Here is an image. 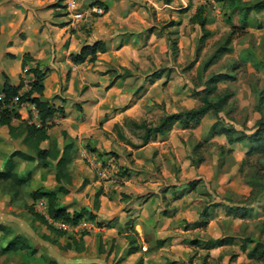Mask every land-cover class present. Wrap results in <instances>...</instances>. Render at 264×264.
I'll return each instance as SVG.
<instances>
[{"label":"rangeland","instance_id":"obj_1","mask_svg":"<svg viewBox=\"0 0 264 264\" xmlns=\"http://www.w3.org/2000/svg\"><path fill=\"white\" fill-rule=\"evenodd\" d=\"M116 1L129 4L130 13H136L130 20L131 31L136 37L119 55L121 66L115 70L110 67L111 73L120 76L123 83L109 95V106L105 111L108 116L99 128L104 155H108L110 160L104 165L109 170L106 173L116 172L115 176L121 179L127 162L134 163V158L158 153L160 149L156 147L139 151L143 131L133 124L145 123L152 128L165 115L197 109L200 102L196 93L201 92L213 76L232 78L218 83L216 93L211 97L215 102L224 95L231 96L219 116L225 125L250 136L257 122H264V12L251 13L247 28L242 29L238 6L228 9L226 4L215 0H172L170 5L159 0ZM258 1L242 0L248 6ZM202 21L206 23L204 32L200 28ZM84 33L90 31L84 30ZM204 34L208 37L203 38ZM219 48L224 49V53L211 62ZM91 69L89 66L83 68L78 75L86 80L91 77ZM89 88L78 83L77 91L83 93ZM25 111L28 109H16L20 118L25 116ZM76 112L80 113L78 109ZM78 118L81 120L83 116ZM214 123V116L209 114L195 129L182 131L179 125H174L171 130L170 134L177 138L178 148L173 149L170 145L167 149L173 157L170 165L175 169V175L180 177L177 192L183 193L180 204L185 217L181 219L179 238L186 237L183 242L188 247L177 249L176 245L171 246L168 242L163 246L165 249L160 250L159 245L151 248L145 242L147 250L141 254L146 260L143 259L142 264H264L248 260L240 249L243 241H254L247 245L249 251L257 243L264 246V155L252 152L255 146L247 141L232 150L220 138H210L209 130ZM104 126L108 131H103ZM2 143L3 148L6 147L4 152L8 153L11 146L4 141ZM228 177L235 183L231 192L223 191V179ZM5 189L1 186L0 193ZM242 190L247 193L243 194ZM222 198L231 206H243L249 216L242 221L232 217L224 220L220 216L223 211L209 207L208 214L211 212L213 216L208 223L205 226L200 221L192 224L196 218L200 219L198 215L205 205ZM201 199L203 201L199 202ZM19 206L14 202L0 211V226L7 228L5 234L0 232V252L12 235L30 232L32 240L45 243L44 247L52 250L47 252V260H54L49 256L58 262L67 259L61 251L67 237L57 236ZM194 225H200V229H195ZM134 232L138 236L135 229ZM45 235L56 244L42 240ZM91 235L80 230L77 240ZM226 236L236 239V243L212 251H204L200 245L191 244L193 240L214 241V237ZM172 239L170 237L169 241ZM106 245L101 244L105 263L110 256L107 253L109 245ZM112 248H116V244ZM18 256L0 254V264H19ZM114 261L111 264H115Z\"/></svg>","mask_w":264,"mask_h":264},{"label":"crops","instance_id":"obj_2","mask_svg":"<svg viewBox=\"0 0 264 264\" xmlns=\"http://www.w3.org/2000/svg\"><path fill=\"white\" fill-rule=\"evenodd\" d=\"M95 1L107 8L105 15L93 19L90 24H81L73 29L63 0H0V91L7 80L12 87L21 86L19 93L23 95L26 93L23 91L24 86L27 83L32 85L34 82L33 74L31 72L26 74V72L35 68L47 71L44 79V93L40 101L48 103L54 110H62L64 116L47 130L49 141L39 144L36 140L29 139L27 135L12 139L8 128L0 127V151H2L0 152V172L4 171L13 153L19 152L34 159L32 162L22 158L13 159L17 174L20 177L31 174V180L26 186L12 189L6 187L1 191L0 211L4 207H10L14 202L20 205L19 209L28 210V207L34 203L31 195L36 191L56 193L63 187L68 193L57 196L56 203L59 208L65 209L69 214H78L85 210L88 215L94 216L92 222L81 221L88 223V228L83 230L88 231L92 234L91 236H84L77 240L79 231L82 229L69 231L64 235L67 240L61 249L66 244H70L71 249L61 250L62 253L64 252L63 256L67 257L61 262L51 256H49L50 259L54 260H47V255L52 250L48 246L44 247L45 243L40 244L32 240L30 232L12 235L10 241L21 236L37 251V255L33 258L17 254L20 259L19 264H111L113 260L115 264H137L139 261L142 264L143 259L146 260L141 254L144 251L143 248L147 250L145 242L151 248L159 245L160 250L165 249L163 246L168 242L171 246L176 245L177 249L188 247L183 242L186 237L179 238L182 233L181 223L185 217L180 204L183 193L177 192L180 186L177 181L180 177L179 174L175 175V169L170 165V161L171 164L173 163V157L167 149L170 145L173 149L178 148L177 138L170 134L171 131L168 133L170 135L167 134L168 136H156L150 139L147 145H141L138 148L139 151H148L152 147L160 151L148 154L149 156L141 154L143 157L134 158V163L127 162L123 166L125 168L121 179L115 176L116 172L106 173L108 169L104 165L110 163V160L108 155H104L101 144L102 132L99 128L108 116V112L105 113V111L109 106V95L123 83L122 80L116 79L118 75L111 73L110 67L117 69L120 65L119 55L132 42V38L136 37L131 31L130 22L131 17L136 13L134 11L130 13L129 4L125 5L124 2L122 4L116 0H79L80 8L86 10ZM84 30L90 33L86 34ZM98 41L106 44L107 51L98 56L97 63L94 65L84 63L78 66L70 63V55L78 54L82 47L90 46ZM88 66L92 67L91 77L85 80L78 73ZM96 71L98 72L93 74ZM68 79L69 83H66ZM78 83L81 86L86 84L90 88L83 93L78 92ZM116 104L117 101L114 105ZM76 109L80 113H77ZM113 109L116 108L113 107ZM56 115H58L57 112L54 116ZM78 116L83 118L78 120ZM18 124L19 121L12 122L14 127ZM103 131H108L106 126L103 127ZM63 133L74 144V160L68 167L70 184H65L63 181L58 184L55 178L56 162L65 144ZM216 138H220L222 143L226 142L223 136L214 137ZM3 141L11 146L10 149L8 148V153L3 150L6 149V147L3 148ZM52 142L57 145L55 149L52 147ZM30 143L33 145L30 146ZM236 146L238 144L228 147L234 150ZM37 150H51L59 153V157L56 160L39 161L35 157ZM172 153L174 154V150ZM223 180L225 181L223 191H233L235 183L230 181L232 179L228 177ZM1 186L3 185L0 183ZM242 193L247 192L242 190ZM97 194L99 195L96 199ZM202 201V199L199 200V202ZM217 201L207 205L203 202L205 206L198 215L200 219L196 218L192 224L198 221L203 225L207 224L213 216V214L210 215L211 212L208 214L209 207L223 211L224 214L220 216L224 220L227 219L226 217H232L242 221L240 217L227 216L225 208L246 210L242 208L243 206H231L223 198ZM204 210L207 212L202 217ZM246 212L248 217L249 212L247 210ZM199 226L194 225V228L200 229ZM132 227L137 231L138 236L132 233ZM130 235L135 240L137 252L128 256L126 254L129 245L126 237ZM45 236L48 237V235ZM71 237L76 241L79 252L76 251V246L71 244ZM170 237L174 239L172 242L169 241ZM224 238L214 237V241ZM234 240L236 243V239ZM207 242L209 241L193 240L191 244L200 245L204 251L230 246L207 250ZM101 244L109 245L107 253L110 256L107 263L102 260ZM113 244H116V248H112ZM40 258H44L46 262H40Z\"/></svg>","mask_w":264,"mask_h":264},{"label":"trees","instance_id":"obj_3","mask_svg":"<svg viewBox=\"0 0 264 264\" xmlns=\"http://www.w3.org/2000/svg\"><path fill=\"white\" fill-rule=\"evenodd\" d=\"M160 2L164 3L165 5H170L172 3V0H159ZM217 2H221L223 4H226V7L228 9L234 8L238 6L240 9L239 12V23L240 27L242 29H246L248 26V17L251 13H261L264 12V0H259L258 2L252 4L251 6H248L247 4H244L242 0H215ZM91 6H97L103 9L104 15L107 11V8L104 7L100 2H93ZM206 23L205 21L200 22V28L202 32L205 31ZM208 34H204L203 38H207ZM107 51L106 44L102 41H98L90 46H84L80 49L78 54L70 55L69 61L72 65L78 66L82 65L84 63L89 64H95L98 61V56L105 54ZM224 53V49L219 48L216 51V56H214L211 60V62L221 54ZM32 73L34 76V82L31 85V89L29 92L23 94L19 98L20 104H31L33 105L36 110L39 113V118L42 122V124L49 119H52L54 115L57 114L63 118V111L62 110H54L48 103L41 102L40 98L43 96L44 93V79L46 77L47 71H40L38 68H35L33 70H30L26 72ZM116 79H120V76H117ZM229 76L226 75H217L211 77L206 83V86L201 92H197V96L199 98L200 106L197 109L189 110L185 113H179V114H172V115H165L161 117L158 120V123L150 128L147 127L145 123L141 124H133L135 125L139 130L143 131V138H142V145H147L150 139H154L156 136H165L167 135L174 125H179V127L182 130H190L197 128L202 119L206 117L207 115L211 114L215 118V123L211 126L209 130V137L214 138L216 136H223L226 139L228 146H233L235 144H240L242 142L247 141L250 145L255 146L252 152L264 155V122L259 121L256 124V128L254 132L251 133L250 136H246L245 134L238 132L233 126L231 125H225L221 118L219 116L223 113L225 107L227 106L231 96L230 95H224L223 97L217 98L215 102L211 100V97L215 95L216 93V85L220 82H225L228 80H231ZM21 89V86L18 87H12L9 85L8 81L6 80L3 86V89L0 92H3L5 94L6 99H11L13 97L18 96L19 91ZM36 95V97H34ZM19 107V105H18ZM17 107V108H18ZM260 107V104L258 105ZM16 108V109H17ZM16 109L9 110H2L0 111V127H7L9 131V135L12 139H18L21 138L24 135H27L29 139L36 140L37 144L49 141V137L47 136V128L41 127V128H35L34 126L28 125L26 122L22 121L18 113H16ZM60 111V113H59ZM261 111V110H260ZM13 121H19V124L17 126H12ZM65 144L64 148L62 150V154L59 157V153L52 152L51 150H37L35 157L39 161H44L47 159H53L56 160L58 157L59 159L56 162V182L60 184L61 181H63L65 184H70L69 175H68V167L71 165V163L74 160V144L73 141L67 138V135L65 133L62 134ZM56 143L52 142V147L56 148ZM14 158H22L27 162L34 161L33 158H30L28 156H24L23 154L16 152L13 153L10 156V159L5 165L4 171L0 172V183L9 188L12 189L14 187H22L26 186L30 183L31 180V174H28L25 177H20L17 174L16 167L13 164ZM68 192L63 188H59L56 193L47 192L44 190H38L35 193L31 195L33 198L34 203L39 199H46L48 203V213L49 217L56 221H61L66 224H72L73 226H76L79 224V222L85 220V221H94L93 215H88L87 212L84 210L80 213H74L69 214L66 212L65 209L59 208L57 206V196L60 195H66ZM98 195H96V199L98 198ZM33 203V204H34ZM33 204L31 207H28L29 212L33 215V219L35 221L41 222V224H44L47 226V228L52 231L57 236H64L66 232L58 231L52 226H49L47 222L40 217L38 214H36L33 210ZM226 215L227 216H234V217H240L241 219L245 218L247 215L246 210L240 209V208H225ZM207 210L203 211L202 217L205 216ZM132 233L135 235L134 228H131ZM0 232L6 233L7 228L0 226ZM71 244L76 246V251H80L77 248L76 241L71 237ZM126 239L128 240V256L134 254L137 252V248L135 246V240L130 235L127 236ZM42 240L55 245L56 242L52 239H50L47 236H42ZM235 240L233 238H224L216 241H209L206 244V249H214V248H220L223 246L231 245L234 243ZM253 243V240L251 241H243L241 242L240 249L245 252L246 257L248 260L251 261H257L264 263V246L260 243H257L258 245L255 246L252 250H247V245ZM71 249L70 244H66L64 247H62L63 251H67ZM101 251V250H100ZM0 254L5 255H13V254H24L28 258H33L37 255V251L33 249L30 246V243L23 237L18 236L15 237L13 240L9 241L5 248H3L0 252ZM40 262L44 263L46 260L43 258H40ZM137 264H141V261H139Z\"/></svg>","mask_w":264,"mask_h":264},{"label":"built area","instance_id":"obj_4","mask_svg":"<svg viewBox=\"0 0 264 264\" xmlns=\"http://www.w3.org/2000/svg\"><path fill=\"white\" fill-rule=\"evenodd\" d=\"M65 4V10L70 20V26L75 29L79 27L81 24H90L93 19L100 18L104 15V11L102 8L97 6H90L86 10L80 8L79 0H63ZM216 9V7H213ZM31 89V84L27 83L23 91L29 92ZM22 96L21 92L18 96L13 97L11 99H6L5 94L0 92V111L2 110H11L19 107L22 110L28 109L25 111V116L21 117V120L26 122L28 125L34 126L35 128H50L57 124L58 120L62 119L59 115L54 116L52 119L46 120L43 124L39 118V113L36 108L31 104H20L19 98ZM16 111V110H15ZM30 112V113H29ZM33 209L36 214L42 217L49 226H52L58 231L69 232V231H77L80 229L88 228L87 222H81L76 226H71L69 224L63 223L61 221L53 220L49 217L48 213V203L46 199H39L33 204ZM145 251V248H143Z\"/></svg>","mask_w":264,"mask_h":264}]
</instances>
